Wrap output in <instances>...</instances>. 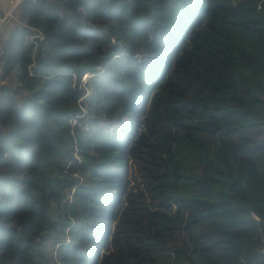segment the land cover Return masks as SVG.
I'll return each instance as SVG.
<instances>
[{
    "label": "trees",
    "instance_id": "16d2710c",
    "mask_svg": "<svg viewBox=\"0 0 264 264\" xmlns=\"http://www.w3.org/2000/svg\"><path fill=\"white\" fill-rule=\"evenodd\" d=\"M17 16L0 264H264V0H23Z\"/></svg>",
    "mask_w": 264,
    "mask_h": 264
},
{
    "label": "built area",
    "instance_id": "2783aa9c",
    "mask_svg": "<svg viewBox=\"0 0 264 264\" xmlns=\"http://www.w3.org/2000/svg\"><path fill=\"white\" fill-rule=\"evenodd\" d=\"M23 0H14V4L13 6L7 8V9H2L0 8V28L2 27L3 24L7 23V22H16V23H25V22H21L20 19L17 16V12L19 11V6L21 4ZM32 1H36V0H32ZM26 24V23H25ZM31 36V35H30ZM35 37H39L42 38L43 34L41 31H37L35 34H32L31 39H34ZM1 53V51H0ZM90 76V73H85L82 76V82L83 84H85L87 78ZM3 83V80L0 79V84ZM1 92V90H0ZM82 99V98H81ZM81 108L83 109L82 113L80 114H76L71 118V122L76 125V124H80V117L84 115V113L86 112L85 110V106L83 104L80 103ZM244 264H251L249 262L244 263Z\"/></svg>",
    "mask_w": 264,
    "mask_h": 264
},
{
    "label": "crops",
    "instance_id": "0c3cea01",
    "mask_svg": "<svg viewBox=\"0 0 264 264\" xmlns=\"http://www.w3.org/2000/svg\"><path fill=\"white\" fill-rule=\"evenodd\" d=\"M14 0H0V8L2 9H7L11 6H13ZM16 23L14 22H7L5 24L2 25V27L0 28V51L2 48V45L4 44V42L7 40L11 30L13 29V27L15 26ZM3 73L2 67H1V63H0V79H1V75ZM3 80V83L7 84V85H11V82L13 81L15 83V77H14V72L10 75L5 77ZM9 83V84H8Z\"/></svg>",
    "mask_w": 264,
    "mask_h": 264
},
{
    "label": "water",
    "instance_id": "95a60500",
    "mask_svg": "<svg viewBox=\"0 0 264 264\" xmlns=\"http://www.w3.org/2000/svg\"><path fill=\"white\" fill-rule=\"evenodd\" d=\"M4 94H8V93H11V88L9 85H5L4 86V90H3Z\"/></svg>",
    "mask_w": 264,
    "mask_h": 264
},
{
    "label": "rangeland",
    "instance_id": "374dc122",
    "mask_svg": "<svg viewBox=\"0 0 264 264\" xmlns=\"http://www.w3.org/2000/svg\"><path fill=\"white\" fill-rule=\"evenodd\" d=\"M11 22V21H10ZM14 23H16V22H14ZM16 24H25V23H16ZM31 37H32V34H31V36H30V39H31ZM12 84H13V81L11 82ZM2 84V83H1ZM133 174V172L131 171V175Z\"/></svg>",
    "mask_w": 264,
    "mask_h": 264
}]
</instances>
